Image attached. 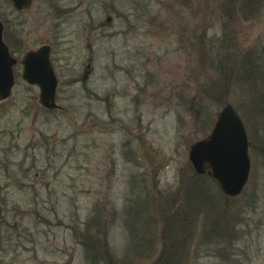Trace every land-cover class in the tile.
I'll return each instance as SVG.
<instances>
[{"label":"rangeland","instance_id":"374dc122","mask_svg":"<svg viewBox=\"0 0 264 264\" xmlns=\"http://www.w3.org/2000/svg\"><path fill=\"white\" fill-rule=\"evenodd\" d=\"M0 21L16 59L51 45L62 106H40L15 64L0 101V264H91L77 232L97 211L113 264H150L190 213L189 264H220L199 245L208 206L234 221L240 260L264 264V0H32L25 13L0 0ZM227 103L248 136L236 197L188 159Z\"/></svg>","mask_w":264,"mask_h":264},{"label":"water","instance_id":"95a60500","mask_svg":"<svg viewBox=\"0 0 264 264\" xmlns=\"http://www.w3.org/2000/svg\"><path fill=\"white\" fill-rule=\"evenodd\" d=\"M31 0H10L16 10L29 6ZM0 21V101L9 97L14 84L12 67L21 66V78L38 88V103L45 109H62L57 103L58 78L51 59V46L41 44L29 49L17 60L3 41ZM188 159L195 172L206 173L222 194L238 196L245 187L250 171L248 136L241 116L231 104L219 111L211 130L194 141ZM1 217V205H0Z\"/></svg>","mask_w":264,"mask_h":264},{"label":"trees","instance_id":"16d2710c","mask_svg":"<svg viewBox=\"0 0 264 264\" xmlns=\"http://www.w3.org/2000/svg\"><path fill=\"white\" fill-rule=\"evenodd\" d=\"M229 60L224 59V62L220 63L223 70L226 69V64ZM197 176L205 177L206 175L198 174ZM195 216V213L185 214L180 218L179 223L173 224L174 228L169 229V225L164 227V231L160 236L162 246L158 255L150 264H189L190 252L194 249L195 244L193 222L197 221L198 217L195 218ZM227 217L225 213L219 214L213 208L205 207L204 218L207 225L202 230L203 237L199 245L204 242H207L210 247L214 245L212 250L218 255L220 264H244L233 248V241L231 242L230 240L231 236L233 237L236 233L234 221L230 222ZM102 219L103 217L97 211L85 222L87 231L85 230L83 234L80 231L77 232L81 236L80 243L84 247L86 257L89 256L91 264H100V262H104V264L114 263L107 241L108 223L104 226ZM100 235L102 236L101 239ZM198 249L197 247L196 252Z\"/></svg>","mask_w":264,"mask_h":264},{"label":"flooded vegetation","instance_id":"af4514ba","mask_svg":"<svg viewBox=\"0 0 264 264\" xmlns=\"http://www.w3.org/2000/svg\"><path fill=\"white\" fill-rule=\"evenodd\" d=\"M9 2H10V0H9ZM11 4V3H10ZM31 4H32V0H31V2H30V4H29V6H27L26 8H24V9H22V10H16V9H14V10H16L17 12H26L28 9H29V7L31 6ZM12 6V5H11ZM13 7V6H12ZM73 8H71V9H67V10H61V9H59V11H61L60 13L62 14V13H69L71 10H72ZM1 23H2V25H3V31H2V37H3V41L4 42H6V39H5V36L7 37V36H9L10 34H9V32H7V33H5L4 32V30H5V28H6V25H7V27L9 26V24H10V22H6V25H5V21L3 22V21H1ZM50 45V44H49ZM51 46V45H50ZM51 51H52V47H51Z\"/></svg>","mask_w":264,"mask_h":264}]
</instances>
